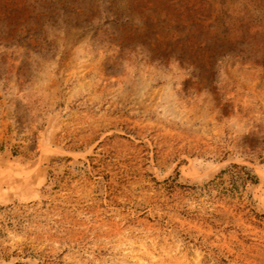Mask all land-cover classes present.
<instances>
[{"label":"rangeland","instance_id":"374dc122","mask_svg":"<svg viewBox=\"0 0 264 264\" xmlns=\"http://www.w3.org/2000/svg\"><path fill=\"white\" fill-rule=\"evenodd\" d=\"M0 264H95L92 0H0Z\"/></svg>","mask_w":264,"mask_h":264}]
</instances>
